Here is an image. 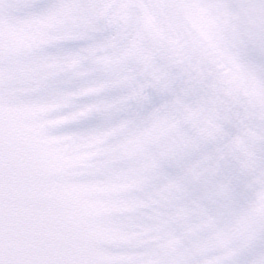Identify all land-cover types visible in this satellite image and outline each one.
Returning a JSON list of instances; mask_svg holds the SVG:
<instances>
[{
    "label": "snow or ice",
    "instance_id": "6c2138e0",
    "mask_svg": "<svg viewBox=\"0 0 264 264\" xmlns=\"http://www.w3.org/2000/svg\"><path fill=\"white\" fill-rule=\"evenodd\" d=\"M35 3L0 0V264H236L264 243V63L245 59L264 0ZM149 89L171 98L146 118L57 132Z\"/></svg>",
    "mask_w": 264,
    "mask_h": 264
},
{
    "label": "water",
    "instance_id": "95a60500",
    "mask_svg": "<svg viewBox=\"0 0 264 264\" xmlns=\"http://www.w3.org/2000/svg\"><path fill=\"white\" fill-rule=\"evenodd\" d=\"M58 0H36L35 6L29 11L35 13H42L47 11L52 5L56 4ZM85 46L84 42H69L59 46V48L49 49L52 54H57L63 51H75L80 47ZM245 59L253 63H264V57L259 56L255 51L249 49ZM119 91H113L106 95V99H112L116 96L122 95ZM149 101L143 105L132 104L128 107L127 111L115 115L109 120L103 115H93L86 120H82L70 125H67L59 130L58 133H73V132H87L95 129H101L109 123H115L119 119L124 118H146L153 110L158 108L161 104L165 103L171 97L161 95L156 91L149 89ZM96 98H82L78 103L86 104L92 103ZM264 257V243L258 242L253 247L243 252L236 258V264H255L257 260Z\"/></svg>",
    "mask_w": 264,
    "mask_h": 264
}]
</instances>
